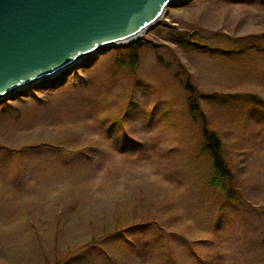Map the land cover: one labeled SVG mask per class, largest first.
I'll return each instance as SVG.
<instances>
[{"label": "rangeland", "instance_id": "obj_1", "mask_svg": "<svg viewBox=\"0 0 264 264\" xmlns=\"http://www.w3.org/2000/svg\"><path fill=\"white\" fill-rule=\"evenodd\" d=\"M240 4L174 7L145 36L136 70L109 52L68 75L62 89L8 101L0 113V226L28 227L41 264H264V110L228 98L264 99V60L233 67L169 42L264 33V6ZM177 71L226 97L203 108L246 204L210 190L211 154L188 116ZM6 249L0 245V264H14Z\"/></svg>", "mask_w": 264, "mask_h": 264}, {"label": "water", "instance_id": "obj_2", "mask_svg": "<svg viewBox=\"0 0 264 264\" xmlns=\"http://www.w3.org/2000/svg\"><path fill=\"white\" fill-rule=\"evenodd\" d=\"M177 0H0V104L147 33Z\"/></svg>", "mask_w": 264, "mask_h": 264}, {"label": "trees", "instance_id": "obj_3", "mask_svg": "<svg viewBox=\"0 0 264 264\" xmlns=\"http://www.w3.org/2000/svg\"><path fill=\"white\" fill-rule=\"evenodd\" d=\"M243 1V0H240ZM254 1V0H250ZM261 1V5H264V0H258ZM257 47V45H254L253 43L247 45L248 48L251 47ZM139 45H135L130 47V50L126 55L127 60L130 62L131 66H135L139 61ZM119 56H123L124 52L119 51L117 53ZM96 59H93L91 61H88L86 64L77 67L74 72L67 71L65 74L58 76L54 80L45 81L41 84H39L36 87H33L26 93H21L17 95L16 97H13L17 100H22L23 97L27 96H37L38 93L44 92V93H52L59 89H62L68 81V75L77 76V70L79 71H88L91 69V67L94 65ZM123 63H125L123 61ZM186 89L190 92L191 97L189 99L190 102V111L197 122H201L203 125L206 124L205 116L201 112L200 107L198 103L196 102L195 95L197 94V90L189 83H186L185 85ZM2 113L8 112V105L5 106L2 105L1 107ZM204 136L206 139L205 149L208 150L213 158V173L210 177V187L219 190L226 194V197L229 200H237L238 197L236 195V191L232 189V183H233V177L232 174L225 162V160L222 157L221 154V142L218 139V137L211 132H208L206 129H204Z\"/></svg>", "mask_w": 264, "mask_h": 264}, {"label": "crops", "instance_id": "obj_4", "mask_svg": "<svg viewBox=\"0 0 264 264\" xmlns=\"http://www.w3.org/2000/svg\"><path fill=\"white\" fill-rule=\"evenodd\" d=\"M229 62L235 64V61ZM235 67V65H232ZM29 224L31 220L28 221ZM10 231H9V230ZM16 231H21L22 233H17ZM33 233L30 231L28 227L24 226H13L12 224H6L5 227L0 226V245L6 246V254L10 261H14V264H41L43 262V258L41 256L40 251V243L39 240L32 239ZM23 238V242L20 243L18 240ZM21 244L23 246L29 245V249H20ZM49 245V242H48ZM17 246L16 250H13V253H8L9 247ZM47 248L44 246V261H48L49 258L46 257Z\"/></svg>", "mask_w": 264, "mask_h": 264}]
</instances>
